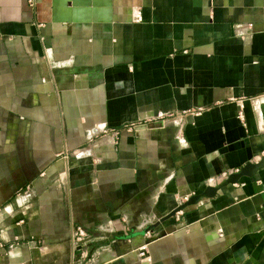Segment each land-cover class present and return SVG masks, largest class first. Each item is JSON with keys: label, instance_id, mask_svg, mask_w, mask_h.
Returning <instances> with one entry per match:
<instances>
[{"label": "crops", "instance_id": "1", "mask_svg": "<svg viewBox=\"0 0 264 264\" xmlns=\"http://www.w3.org/2000/svg\"><path fill=\"white\" fill-rule=\"evenodd\" d=\"M263 156L264 0H0V264H264V165L145 234Z\"/></svg>", "mask_w": 264, "mask_h": 264}, {"label": "water", "instance_id": "2", "mask_svg": "<svg viewBox=\"0 0 264 264\" xmlns=\"http://www.w3.org/2000/svg\"><path fill=\"white\" fill-rule=\"evenodd\" d=\"M263 165H264V156L261 158V160L257 162H251V161L247 162L239 171L228 174L227 177H225L218 183L214 185H207L203 191L199 193H195L190 197H188V199L185 202L179 204L172 211L160 217V219L151 226H149L146 229V231L149 229L153 230L154 227L159 226L167 219L175 216L178 211L183 210L187 206L192 204H197L204 198L214 197L221 188L239 182L243 176H249V177L254 176L257 170Z\"/></svg>", "mask_w": 264, "mask_h": 264}, {"label": "built area", "instance_id": "3", "mask_svg": "<svg viewBox=\"0 0 264 264\" xmlns=\"http://www.w3.org/2000/svg\"><path fill=\"white\" fill-rule=\"evenodd\" d=\"M38 0H27V3L29 5H35L37 3ZM241 116H243L241 114ZM128 131H132L135 128V125H125V127ZM181 204V203H180ZM182 210L178 211L176 213V215H179V213H181ZM71 233H72V237H73V241L75 245H82V246H86L88 244H90V242L93 241V237L90 235L89 231L87 230L86 227L82 226V225H76L75 227H73L71 229ZM146 236L149 238H152L153 235H156V233H154V231L152 229H149L145 232ZM88 253L87 250L84 251V255L86 256Z\"/></svg>", "mask_w": 264, "mask_h": 264}, {"label": "rangeland", "instance_id": "4", "mask_svg": "<svg viewBox=\"0 0 264 264\" xmlns=\"http://www.w3.org/2000/svg\"><path fill=\"white\" fill-rule=\"evenodd\" d=\"M150 224H151V222H139L138 223V225H140L143 228H146ZM97 255L98 254H96V250L92 251L91 253L88 252L87 255H86V259H91L90 261L91 262H94V260H95V258H96Z\"/></svg>", "mask_w": 264, "mask_h": 264}]
</instances>
